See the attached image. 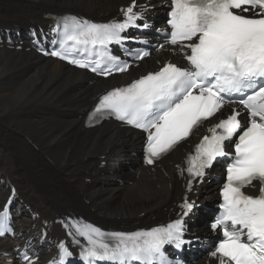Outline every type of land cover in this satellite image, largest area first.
<instances>
[{"label":"snow or ice","instance_id":"snow-or-ice-1","mask_svg":"<svg viewBox=\"0 0 264 264\" xmlns=\"http://www.w3.org/2000/svg\"><path fill=\"white\" fill-rule=\"evenodd\" d=\"M146 7L132 0L121 9L122 21L108 23L76 16L62 18L53 30L62 24L63 43L70 42L77 53L94 51L99 57L95 61L76 59L71 52L57 50L44 54L92 72L100 69L99 74L105 76L113 70L101 69V62L107 59L113 62L115 71L126 72L130 65L110 55L108 45L133 40L122 35L129 28L150 27L147 22L137 23ZM250 10L255 15L243 14ZM167 24L170 31L157 51L167 44L176 46L173 51L181 52L188 66L169 61L127 87L113 89L100 97L89 119L97 114L114 116L142 129L147 134L145 160L152 164L154 158L167 153L213 117L224 106L226 96L228 103L242 105L246 117L241 119L243 112L233 108L195 146V154L187 158V187L191 190L193 180H202L205 170L218 158H228L220 192L221 212L210 225L213 231H220L222 239L211 255L219 264H264V0H170ZM148 55V51H141L135 59L143 60ZM226 141H232L233 151H227ZM248 187L258 188V194L243 191ZM195 207L194 201L185 198L179 218L148 230L105 232L76 221L70 225L74 233L69 234L86 241H73L80 245L83 264H172L166 246L180 248L186 243L184 217ZM10 232L6 204L0 210V237ZM58 248L54 264H70V248L64 243Z\"/></svg>","mask_w":264,"mask_h":264},{"label":"bare ground","instance_id":"bare-ground-1","mask_svg":"<svg viewBox=\"0 0 264 264\" xmlns=\"http://www.w3.org/2000/svg\"><path fill=\"white\" fill-rule=\"evenodd\" d=\"M127 2L0 0V31L44 26L50 14L45 11H51L47 9L64 14L72 11H68L70 7L78 8L84 14L107 18ZM28 47L16 52L0 45V208L10 184L15 185L18 198L32 210L18 221L19 227L29 236L46 229L49 238H62L55 220L68 213L83 214L108 227H132L167 218L184 193L176 165L197 139L193 137L153 171L141 164L138 133L115 123L93 129L84 126L86 111L98 94L155 68L156 60H148L129 76L102 81L58 61L45 60L33 50L26 51ZM213 174L218 175L219 170ZM216 188L214 181L206 182L198 189L199 202L214 199ZM32 213L41 217L33 219ZM207 215L198 211L192 218L200 227L198 234L207 231ZM49 221L55 222L50 228L45 226ZM11 246V240H0V263L3 259L8 264L2 254L12 252Z\"/></svg>","mask_w":264,"mask_h":264},{"label":"rangeland","instance_id":"rangeland-1","mask_svg":"<svg viewBox=\"0 0 264 264\" xmlns=\"http://www.w3.org/2000/svg\"><path fill=\"white\" fill-rule=\"evenodd\" d=\"M69 9L72 10V11H75V12H82V11H78V10H79L78 8H71V7H70V8H68V11H69ZM47 10H51V11H45V10H44V11H45V12H50V13H52V12L57 13V10H53V9H47ZM82 13H83V12H82ZM122 163H123V162H122ZM122 163H121V164H122ZM122 169H124V168H122ZM90 208L93 209L92 206H91ZM0 264H4L3 259H1V263H0ZM8 264H10V263H8Z\"/></svg>","mask_w":264,"mask_h":264}]
</instances>
